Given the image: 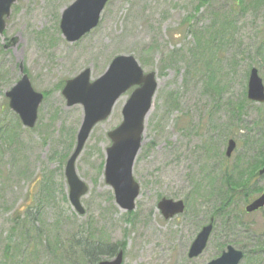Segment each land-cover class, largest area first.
<instances>
[{
    "label": "rangeland",
    "instance_id": "rangeland-1",
    "mask_svg": "<svg viewBox=\"0 0 264 264\" xmlns=\"http://www.w3.org/2000/svg\"><path fill=\"white\" fill-rule=\"evenodd\" d=\"M73 1L18 0L0 34V264H99L116 255L99 253L92 262L80 249L74 254V235L87 245L123 246V264H205L230 244L245 252L240 264H264V209L245 211L264 191V175L251 180L260 193L231 205L224 176H236L264 149V103L248 98L252 67L264 81V0H110L99 25L69 42L60 23ZM118 54L134 55L158 78L134 163L140 195L129 213L104 176L108 132L122 122L133 87L94 127L76 161L89 186L80 214L65 166L84 107L68 106L62 89L88 67L96 79ZM21 65L44 94L33 128L6 96ZM231 138L237 146L228 157ZM163 196L184 200L185 211L165 219ZM210 221L206 249L190 258Z\"/></svg>",
    "mask_w": 264,
    "mask_h": 264
},
{
    "label": "water",
    "instance_id": "water-1",
    "mask_svg": "<svg viewBox=\"0 0 264 264\" xmlns=\"http://www.w3.org/2000/svg\"><path fill=\"white\" fill-rule=\"evenodd\" d=\"M18 0H0V34L6 28V20L10 17L12 5ZM109 0H75L64 9L61 18V29L70 42L81 39L100 22L102 11ZM13 87L6 92L9 106L21 118L24 126L33 128L37 122L38 109L43 101L42 92L36 91L28 74L24 73ZM129 99L123 107V120L119 126L108 132L112 144L106 151L105 180L113 188L116 203L125 210L136 207V199L140 194V184L134 177V162L140 151L144 133V124L158 87L156 71L145 72L134 55L120 54L114 57L107 70L92 80L91 68H85L78 75L66 81L62 90L67 105L81 104L84 107V118L77 134L74 151L67 160L65 174L70 186L69 198L76 210L83 214L85 209L81 203L89 187L81 179L76 170V161L81 154L93 128L106 120L112 113L117 100L134 87ZM248 97L254 101L264 102V82L253 67L248 83ZM236 146L231 139L227 148L230 156ZM264 174V166L260 170ZM165 218L185 210L183 200L163 197L159 203ZM264 206V193L247 205L246 210L255 211ZM213 230V224L204 226L193 241L189 256L196 257L206 248ZM244 253L232 245H228L222 255L207 264H239ZM123 251L112 260H104L100 264H122Z\"/></svg>",
    "mask_w": 264,
    "mask_h": 264
},
{
    "label": "trees",
    "instance_id": "trees-1",
    "mask_svg": "<svg viewBox=\"0 0 264 264\" xmlns=\"http://www.w3.org/2000/svg\"><path fill=\"white\" fill-rule=\"evenodd\" d=\"M240 1H243V0H240ZM197 8H199V6ZM218 90H220L219 87H218ZM259 154L261 156L260 159H257L254 162H248V164L245 167L237 169L238 173L236 176L231 175V174H227L225 172V174H224L225 181L228 185L227 190H228V193L230 192V197L227 200V204H230L232 202H233V204H235V203H237V201L239 199H242L245 197L248 200V199H250L252 192L256 193V192L261 190V188L260 187L258 188L257 186H255V184L251 185L252 178L253 177L255 178L258 176V170L263 165L264 149L262 151H260ZM25 217L28 220L30 219V215L28 213H25ZM38 230L39 229L37 228L36 231L38 232ZM39 236H41V235H39ZM56 238H57V236H55V240H56ZM71 239H72V241H71L72 245L70 244V248L74 250V254L80 255V250H81L83 255H85L86 258H88L92 262H94L96 260V257L98 256L99 253L112 256L115 253H117V251H118L117 245H113V244L110 245L107 242H102L101 245L96 246V245H87L85 240H83L81 238V241H80L79 239H77L75 237V235L72 236ZM54 243H55V241H54ZM124 243L125 242H123L121 244L124 245ZM52 250H53V252H55L54 246H53ZM63 254H65V251Z\"/></svg>",
    "mask_w": 264,
    "mask_h": 264
}]
</instances>
